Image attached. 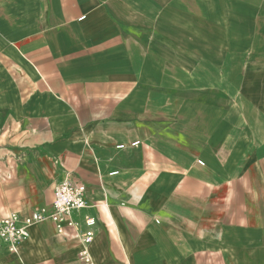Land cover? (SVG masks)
<instances>
[{
    "label": "crops",
    "instance_id": "obj_1",
    "mask_svg": "<svg viewBox=\"0 0 264 264\" xmlns=\"http://www.w3.org/2000/svg\"><path fill=\"white\" fill-rule=\"evenodd\" d=\"M63 180L0 264H264V0H0V220Z\"/></svg>",
    "mask_w": 264,
    "mask_h": 264
},
{
    "label": "built area",
    "instance_id": "obj_2",
    "mask_svg": "<svg viewBox=\"0 0 264 264\" xmlns=\"http://www.w3.org/2000/svg\"><path fill=\"white\" fill-rule=\"evenodd\" d=\"M84 193L85 186L82 184H72L67 180L59 182L54 187L50 212L41 209L23 219H20L16 213L4 216L0 220V239L7 244L10 251H14L16 246L27 237V228L30 224L50 219L58 225L73 210L84 208L86 206ZM57 227L61 231V227L59 225ZM80 260L82 264H91L90 256L85 250L81 252Z\"/></svg>",
    "mask_w": 264,
    "mask_h": 264
}]
</instances>
